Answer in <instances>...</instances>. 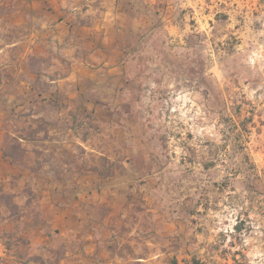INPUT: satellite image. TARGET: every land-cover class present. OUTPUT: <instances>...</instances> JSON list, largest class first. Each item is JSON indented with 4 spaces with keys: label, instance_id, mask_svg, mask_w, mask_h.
Returning <instances> with one entry per match:
<instances>
[{
    "label": "rangeland",
    "instance_id": "1",
    "mask_svg": "<svg viewBox=\"0 0 264 264\" xmlns=\"http://www.w3.org/2000/svg\"><path fill=\"white\" fill-rule=\"evenodd\" d=\"M0 264H264V0H0Z\"/></svg>",
    "mask_w": 264,
    "mask_h": 264
},
{
    "label": "crops",
    "instance_id": "2",
    "mask_svg": "<svg viewBox=\"0 0 264 264\" xmlns=\"http://www.w3.org/2000/svg\"><path fill=\"white\" fill-rule=\"evenodd\" d=\"M79 1V0H78ZM83 1H85V2H89V3H91V2H93L94 0H83ZM82 69H84V70H88V68H82ZM80 69H77L76 71H74V72H72V74H70L66 79L64 78V79H62V80H72V81H76V80H80V78H77V71H79ZM74 96H76L75 94H74ZM79 97H81V95L79 96Z\"/></svg>",
    "mask_w": 264,
    "mask_h": 264
}]
</instances>
